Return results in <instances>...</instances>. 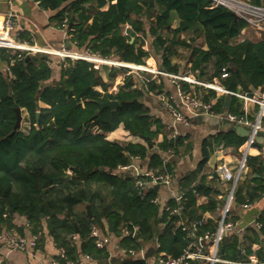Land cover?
Returning <instances> with one entry per match:
<instances>
[{"label": "trees", "instance_id": "16d2710c", "mask_svg": "<svg viewBox=\"0 0 264 264\" xmlns=\"http://www.w3.org/2000/svg\"><path fill=\"white\" fill-rule=\"evenodd\" d=\"M39 1L44 8L56 10L52 19L67 28L76 47L104 57L145 63L151 51L143 45L145 38L137 35L142 31L153 37L152 47L161 54L160 63L168 72H193L209 82L218 78L224 87L238 93L254 94L264 86V37L259 41L240 40L247 21L213 0ZM107 3L109 7L104 9ZM176 16L180 21L173 26ZM125 23L132 25L127 33L122 32ZM184 32H191L189 40L182 37ZM202 35L208 47L196 42ZM181 49L189 50L185 65L173 60L184 55ZM0 58L6 63V68L0 69V230L17 228L27 233L26 225L14 221L16 214L26 215L29 233L44 234L47 229L66 249L67 256L80 263L81 254L108 259L109 250L98 246L97 236L92 234L93 225L105 230V218L111 219L114 232L122 236L121 245L127 253L141 249L143 241L155 240L160 244L158 251L182 254L191 239L187 236L190 230L178 222L180 218L187 222L202 220L198 234L216 229L218 221L204 219V213L215 210L224 200L210 197L198 204V196L212 190L204 180L198 184L193 179L182 181L181 199L172 197L167 202L171 209L181 206V212L172 213L165 207L160 214L158 190L136 182L140 178L149 183L151 176L142 173L136 177L127 170L119 171L134 158L149 157V171L170 172L171 164L164 162L161 152L172 149L180 153L192 148L188 135L169 137L164 133L161 141L155 139L162 132V122L139 98L149 90L161 92L163 82L147 79L143 86L135 85L130 74L119 90L110 91L99 62L79 58L74 63L71 57L63 60L47 52L9 47H0ZM57 65L60 72L54 76ZM115 74L113 70L111 75ZM179 81L184 90L191 91L190 81ZM195 89L204 102L211 104L212 111L229 108L234 114L245 115L241 95L229 93L231 103L227 105L225 93L218 94L217 89L202 84H195ZM108 98L119 99L120 106L100 110L99 100ZM17 106L22 108L23 119L29 121L27 129L22 123L15 128ZM118 129H125L127 137H112ZM249 132L250 127L221 130L215 141L239 147ZM142 134L149 135L158 148L152 150ZM214 148L212 142H204L199 167L206 164ZM247 161L248 171L238 182L235 205L252 203L264 195V157L249 154ZM84 202L90 203L94 218L87 205L77 209ZM258 221L260 226L254 223L244 233L224 237L220 254L243 260L255 251L264 260V245L257 250L252 247L253 242L264 241V212ZM126 223L132 231L137 227L138 232L123 235L121 227ZM74 233L79 239L72 238ZM114 264L149 262L127 258ZM191 264L201 263L197 260Z\"/></svg>", "mask_w": 264, "mask_h": 264}, {"label": "crops", "instance_id": "0c3cea01", "mask_svg": "<svg viewBox=\"0 0 264 264\" xmlns=\"http://www.w3.org/2000/svg\"><path fill=\"white\" fill-rule=\"evenodd\" d=\"M261 4H264V0H262ZM108 7L109 3L103 6L104 9ZM55 12L56 10L44 8L40 4L39 0H0V29L4 28L6 19L8 17H13L16 21V24L15 27L11 29V34H19V37L24 42H27L30 45H34L35 47H47L51 49H60L65 45L71 52H85L86 49L76 47L72 44L70 36L67 32V28L65 26H60L54 19H52V16ZM179 21L180 18L176 16L172 22V25L177 26L179 24ZM146 24L149 27V23ZM131 27L132 25L130 23L123 24L122 32L127 33L128 30L131 29ZM190 33L191 32H184L182 34V37L189 40ZM137 35L140 38L142 36L145 38V42L143 43V45L146 49L151 51V54L145 58V63H147L150 67H143L153 70V68H156L158 65L160 66L161 54H157L152 47L153 37L151 35L146 36L142 31H139ZM263 37L264 33L247 24L242 30L240 40L250 38L252 40L259 41ZM133 39L134 36L132 37V40ZM196 42L203 47H208V44L203 35L200 36L196 40ZM24 47H26V45ZM181 50H183L184 55L175 56L173 60L182 63V65H185L189 50ZM109 58L118 59L113 55L109 56ZM61 59L65 60L66 58L61 57ZM112 62L116 61L112 60ZM130 63L142 65L145 64L135 62ZM130 67H133V65H131ZM5 68L6 63L0 58V69ZM59 72L60 68L59 65H57L55 66L54 76ZM100 72L104 80L108 82L110 91H117L116 88H120L123 85L125 78L123 75H121L119 72H116L114 76L111 75V73L113 72L112 65L111 67H108L107 70H103V67L101 65ZM130 74L135 78V85L143 86L145 80H142L141 74H139L138 72L135 73V71H131V69L130 72L126 74V76ZM185 75H191L199 78L193 72ZM158 77L153 79L157 80L159 83L163 82L162 91L171 94L177 99L179 108L191 118V122L189 124H186L184 122L177 121L174 118L172 111L165 105V103L161 99V93L149 90L148 92H145L144 96H142V102H144L150 108V112L154 116L158 117L161 120L163 125L162 132H160L155 139L158 143L163 139L164 133H167L169 137H175L176 135H188V141L191 142L192 148L187 152H183L182 150L180 153H176L172 149L162 151L161 155L164 159V162L171 164L172 170L168 173H170L172 176V185H160V187L156 188L155 185L146 183L145 186H153L158 190L157 202L160 206V214L163 212L169 199L175 197V192H179L180 189H182L181 182L185 179H193V183L195 184L201 183V181L204 180L206 183H209L211 185L212 190L210 193H201L198 196V204L206 203L210 197L221 199L219 197V194L223 190L224 186L222 185L220 177L216 172L217 164L222 162H229L232 165H236L237 163H239L245 152H247L248 155H262L264 157V133L259 134L257 136L256 142L250 147H247L245 142L239 147H236L234 145L226 146L223 144V142H216L215 135L221 130L235 129L238 131H243L245 130V128L250 127L249 124H247L243 120H240V117H243V119H254L257 114V104L253 101L244 99L243 108L245 111V115H237L239 118L237 120H232L227 116L228 113H232L230 112L229 108H226L222 112L211 111L209 113H204L200 110L196 113L189 107V105H187L184 97L179 92V79L171 77L165 73H160ZM214 82L220 83V80L218 78H215ZM100 89H102V87H100ZM261 89L262 88H259L255 92L259 93ZM191 91H196L194 83L191 84ZM217 92L218 94L226 93L220 90H217ZM41 104L47 105L43 102H41ZM250 116H253V118H251ZM154 127H157V124H154ZM122 133L125 134V136L128 134L125 129H118L113 131L111 133V136L122 137L120 135ZM206 141L212 142L215 148L206 164L203 167H199V162L202 159V146ZM156 148H158V144H154L151 149L153 150ZM148 163L149 157L145 159L134 158L129 163L130 167L127 169V172H130L135 176L138 173H146L149 171L147 168ZM119 171H123V169L120 168ZM88 204L90 203H81L77 206V209L80 210L86 207V205L88 206ZM220 205L221 203L215 210H207L204 213V219L212 218L217 221L220 216ZM234 211L239 221L237 228H243L242 231L235 233H244L245 229L249 226L254 225V223L259 220V217L264 212V195L253 201L251 206H245V203H242L240 205L236 204L234 206ZM104 220L105 230H103L98 225L97 228L99 230L100 238L104 240L105 247H107L110 252L108 259L98 260L94 257L88 258L86 257V254H81V264H114L115 260L122 261L123 259L127 258H145L148 260L149 264L157 263L159 254L158 247L156 246L158 243L157 241H143L141 249L131 250V253H127L126 248L121 245L122 236L117 235L114 232V229H111L109 220L107 218H105ZM14 221L17 225H24V227L26 225L24 230L27 231L28 234H31L29 233L30 229L27 226L29 225V221L26 215L16 214ZM123 226L124 224H122L121 229L123 228ZM39 233V245L35 249L27 251L20 249L10 250L7 244L0 239V263L49 264L50 260L58 254L60 246L54 240L53 236L48 233L47 229L44 230V234L41 231ZM122 234L125 235L123 232ZM71 236L73 239H79L78 234L76 238L73 236V234ZM151 245H154L156 247V251L150 256H146V252ZM261 245H264V241L262 243L255 241L253 242L252 247L254 250H257L259 247H261ZM241 248L242 251H245L246 245H243Z\"/></svg>", "mask_w": 264, "mask_h": 264}, {"label": "built area", "instance_id": "2783aa9c", "mask_svg": "<svg viewBox=\"0 0 264 264\" xmlns=\"http://www.w3.org/2000/svg\"><path fill=\"white\" fill-rule=\"evenodd\" d=\"M215 4H223L229 8H231L234 12H236L241 18L247 21V23L254 28L258 29L262 33H264V4L256 3L252 0H213ZM16 21L13 17H8L6 19V23L3 29H0V47H9V48H27L35 51H50L53 54H59L63 58L73 57L75 59L85 58L91 61H102V62H110L112 60L108 57L101 56L96 53H92L89 50L85 52H71L64 45L60 49H51L47 47H35L34 45H30L27 42H24L19 34L13 35L11 34V29L15 27ZM13 40V41H12ZM17 41L18 43H16ZM23 45H26L24 47ZM77 53V54H76ZM106 59V60H103ZM116 61V60H115ZM120 62V61H116ZM116 62H113L115 64ZM124 65L135 66L138 69H142L144 65L142 64H134L129 62H121ZM159 73L168 74L171 77L176 79H185L194 84H202L205 86H209L220 90L222 92L229 93H237L241 95L245 100L255 102L259 108L257 109V114L254 119H243L240 117V120H243L250 126V132L248 138L245 141L247 147H250L256 142L257 136L260 131H264V86L262 87L259 93L255 92L254 94H245L238 93L227 89L220 83L204 81L200 78L191 76V75H182L175 74L171 72H163L159 69V67L154 68ZM153 69V70H154ZM225 70V69H224ZM223 75H227L225 71ZM145 80V79H143ZM147 80V79H146ZM179 92L184 97L185 102L191 109H193L196 113L200 110L204 113L211 112V104L206 103L202 100V98L196 93V91L187 92L182 88L181 83H179ZM161 93V99L165 103V105L172 111L174 118L177 121L184 122L189 124L191 122V118L186 115L178 106L177 99L164 91ZM232 120L239 119L237 114L228 113L227 115ZM247 152L244 153L239 163L236 165H232L229 162L218 163L216 167V172L220 177L221 183L224 186L223 190L220 192L219 197L223 199V203L220 205V216L218 218V225L214 231H206L205 233L198 234L199 225L202 223V220H194L187 222L185 219L180 218L179 223L184 226L185 229H189L187 236L190 237V241L188 245L185 247L182 254L178 256H174L166 251H159L158 261L156 264H191L193 261L199 260L201 264H264V260H261L258 254L253 251L248 254V257L243 260H232L229 258H225L220 254L221 243L229 234L240 232L243 228H237L239 223L237 216L234 211V206L236 202V189L240 179H242L248 171V161H247ZM121 169L127 170L130 167V164L120 166ZM142 173H138L136 177ZM146 174L151 176V181L149 182L152 185L160 184L165 186L172 185V176L168 172H157V171H148ZM136 182L138 185L145 187L146 183L142 179L137 178ZM184 191L180 189L179 192H175V197L177 199H181ZM158 201V198H156ZM251 202H246L245 206H251ZM166 208L170 209L172 213H180L181 206L170 208L166 204ZM258 226H260V222H256ZM138 228L132 231L129 223L124 224L122 228V232L127 235L131 232L136 234ZM92 234L97 236V245L100 247L105 246L104 240L100 238L99 230L97 225H93ZM73 236L76 238L77 234L74 233ZM40 233L33 232L31 234L22 233L17 228H5L0 230V239L7 244L10 250L20 249V250H31L35 249L39 242ZM159 243H157V247H159ZM86 257L91 258L92 256L86 254ZM1 264V263H0ZM49 264H80L78 260L69 258L66 253V249L64 247H60L59 252L56 256H54Z\"/></svg>", "mask_w": 264, "mask_h": 264}, {"label": "water", "instance_id": "95a60500", "mask_svg": "<svg viewBox=\"0 0 264 264\" xmlns=\"http://www.w3.org/2000/svg\"><path fill=\"white\" fill-rule=\"evenodd\" d=\"M234 14H235L236 18H240V16L236 12H234ZM76 62H77V59L74 60V63H76ZM159 69L162 70L163 72H167L166 68L162 64L159 66ZM139 100L142 101V97H140ZM225 100H226V104L230 105L231 101H230L229 92L225 93ZM120 104H121V102L117 98H108L106 100H99L100 110L103 109L104 107H111L112 109H116L118 106H120ZM16 110H17V120H16L15 128L19 127L21 125V123H22V120H23L22 108L20 106H17ZM263 133H264V131H260L259 132V134H263ZM141 136L144 137L145 139H148V141H149L148 143H149V146L151 148L154 146V144L151 141L149 135H143L142 134ZM155 187L156 188L160 187V184L159 183L156 184ZM87 208H88V212H89L90 216L94 218V214L92 212L91 205L88 204ZM42 209H44V204L42 205ZM44 215H45V213L42 212V216H44ZM108 220H109V223H110V227L113 230L114 229V225H113V223H112L110 218H108ZM155 251H156V247L154 245H151L149 247L148 251L146 252V256H150Z\"/></svg>", "mask_w": 264, "mask_h": 264}, {"label": "rangeland", "instance_id": "374dc122", "mask_svg": "<svg viewBox=\"0 0 264 264\" xmlns=\"http://www.w3.org/2000/svg\"><path fill=\"white\" fill-rule=\"evenodd\" d=\"M14 49H23V50H26L27 48H14ZM29 51H31V52H33V51H35V50H30V49H28ZM36 52V51H35ZM37 52H45V51H37ZM47 53H50V51H46ZM50 54H53V53H50ZM56 57L57 56H61V55H59V54H54ZM62 57V56H61ZM61 57H59V58H61ZM63 58V57H62ZM67 58V57H66ZM72 59L73 60H75V58H73L72 57ZM111 60H116V61H120L119 63H115V64H113V62L112 63H110V62H102V61H97V62H99L101 65H102V67H103V70H107V68L108 67H111V65L114 67V69L113 70H115L117 73L119 72L121 75H123L124 77H126V74L128 73V72H130V69H131V71L133 70V71H135V73H139V74H141L142 75V80L143 79H153V78H157L159 75H160V73L158 72V71H156L153 67H155V66H153V67H151V68H153L154 70H151V69H149V68H144V67H142V70L141 69H138L137 67H130V66H128V65H124L123 63H121V62H128V61H125V60H123V59H113V58H110ZM107 61H109V57L107 58ZM130 63V62H129ZM144 66H146V67H150L147 63H145V64H143ZM157 67H159V65L157 66ZM159 78V77H158ZM124 80H125V78H124ZM115 89V88H114ZM117 90H119V88H116ZM114 91V90H113ZM25 114H27V112H25ZM22 125L24 126L23 128L24 129H27L28 127H29V121H28V119L27 118H24L23 119V121H22ZM123 138H126L127 136H125V134H120Z\"/></svg>", "mask_w": 264, "mask_h": 264}, {"label": "bare ground", "instance_id": "6f19581e", "mask_svg": "<svg viewBox=\"0 0 264 264\" xmlns=\"http://www.w3.org/2000/svg\"><path fill=\"white\" fill-rule=\"evenodd\" d=\"M16 43H18V42H16ZM18 45H20V44L18 43ZM23 46H25V45H23Z\"/></svg>", "mask_w": 264, "mask_h": 264}]
</instances>
